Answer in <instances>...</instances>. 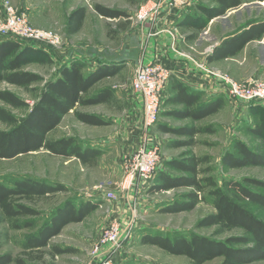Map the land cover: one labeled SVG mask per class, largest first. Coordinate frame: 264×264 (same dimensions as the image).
Here are the masks:
<instances>
[{"label": "trees", "instance_id": "trees-1", "mask_svg": "<svg viewBox=\"0 0 264 264\" xmlns=\"http://www.w3.org/2000/svg\"><path fill=\"white\" fill-rule=\"evenodd\" d=\"M247 0H210L212 5L199 2L195 4V13L186 14L177 25L187 22L194 32L188 37L195 38L209 20L222 16L230 8H236ZM264 1V0H258ZM94 10L105 17L126 16L125 12L94 4ZM85 7L79 6L67 16L66 33L77 32L85 16ZM264 33V20L251 18L239 25L234 32L228 34L220 45L213 48L207 56L211 61L215 54L235 55L245 43L251 39H259ZM49 50L33 48L27 42L19 39L0 36V82L20 87H27L34 82L42 81V77L31 71L22 69L31 60H41L40 55ZM84 62L70 60L63 62L55 74L43 80L38 89L34 103H28L8 90H0V100L15 107H28L20 118L7 110L0 108V121L9 127L0 129V158L9 159L18 155L44 149L49 153L64 157H75L81 163L94 164L100 151L91 146H84L82 141L73 136H62L49 139L48 134L61 122L64 115L73 111L79 121L90 125H107L109 122L95 114L78 111V106L94 105L110 100L112 91L103 88L90 94L89 90L98 81L114 75L119 67L101 64L88 74L83 73ZM171 95L166 104L179 107L164 111V115L175 119H190L191 123L182 126L158 124L161 133H170L178 138L169 140L167 148H187L178 157L164 161V167L178 171L171 174L164 170L155 173L148 193H160L177 188L188 190L179 196L157 205L161 213H179L191 211L202 201L211 198L213 212H210L195 223L196 228L215 226V233L232 229H242L243 234L231 235L224 239L190 232L188 234L174 233L164 235L161 232L144 233L140 243L154 245L171 255L185 256L186 264H203L208 260L221 257L217 264H246L264 259V220L258 217L251 205L264 208V194L250 188L249 185L263 187L264 182L256 179L225 180L219 185L209 174L210 157L196 155L192 147L198 142L196 136L202 133H213L212 125L199 126L194 124L224 106L223 96H216L203 103H197L199 96L190 91L180 80L170 79ZM253 115L258 118L248 131L264 138V105L248 102ZM223 169L241 168L250 165L264 166V151H255L242 140L235 138L219 159ZM206 165V166H204ZM62 183L49 182L41 178L29 176L12 177L7 182L0 181V224L7 222L10 229H31L20 242L21 252L17 256L10 253L0 255V264H36L34 259H41L43 249L50 246V239L60 233L62 228L71 222H81L90 212L94 211L99 202L83 200L75 202L66 199L61 202L40 224L27 217H37L40 212L30 203L40 197L60 191H67ZM51 256L74 252L70 246L61 247L58 244L50 246ZM39 256H32L33 253ZM143 264V263H137Z\"/></svg>", "mask_w": 264, "mask_h": 264}, {"label": "rangeland", "instance_id": "rangeland-1", "mask_svg": "<svg viewBox=\"0 0 264 264\" xmlns=\"http://www.w3.org/2000/svg\"><path fill=\"white\" fill-rule=\"evenodd\" d=\"M10 1L15 7L27 12L32 26L53 31L61 39L60 46L57 50L47 51L48 55L45 53L44 55L41 54L39 57L41 60H31L22 68L39 74L43 80H47L55 74L56 69L61 62H63V58L65 59L68 57L66 54H72L73 52L82 56L88 54L87 51H89L91 42H88L87 39H89L90 30H92L93 39L97 40L99 43L103 40L101 44L105 49H108L107 51L110 54L121 53L124 56H128V52L131 50L127 47L131 42L134 24L131 19L127 18L128 14H126L124 19L119 21H107L104 19L100 21V19H94L95 17H88L87 27H84L76 38H73L66 33L68 4L69 1L72 0ZM138 1L139 0H119L118 2L117 0L116 2L119 5L124 3L126 10L128 9L131 10V12H135L139 7ZM86 3L87 6L90 5L89 2ZM246 4H248L249 7L244 8V15L247 14L246 10H248V8L251 12L247 14V16H244V18L264 17V1L247 0ZM93 16H95V14ZM249 18L244 19L241 23ZM203 43L207 45L210 43V40L205 39ZM30 46L37 48L31 44ZM63 52L65 55L62 54ZM216 71L224 73L220 70ZM133 73L132 66L127 64L123 65L117 77L110 81V83L112 82L119 85V87L114 90L115 94L111 101L97 107V111H99L100 115L102 114L104 118L110 122L109 125L93 129L92 127L81 125L73 115H67L63 118L61 124L48 134L49 139L69 136L70 133L84 136L82 142L87 139L85 142L88 145L102 149V155L99 157L96 164L92 166L82 165L77 160L55 155L44 149L18 155L14 158H0V181L7 182L12 177L29 176L45 179L49 182L62 183L67 186V191L46 195L30 203L40 212V215L37 217H27L26 219H35L36 224H40L44 217L49 215L52 210L66 199H73L75 202L90 200L94 203L99 202L100 204V207L93 211L88 216L87 220L82 223H72L68 225V227L64 229L65 232L50 239V246L53 244H58L61 247L70 246L74 248V252L52 257L50 246H47L42 251L43 254L41 255V259H34L32 261L33 263L83 264L85 256H87L91 248V243L89 246L79 243L80 236L74 234H85L86 237H92V239L95 240L98 236L97 229L101 227V230H103L102 228H105L104 223L101 226L98 221H101V218L105 217V215H109L113 209H111L112 207L109 209L106 208L108 207L106 206L108 200L104 197L101 184L104 186L108 182L115 183L119 181L121 177V159L124 158L121 149L123 139L120 136L126 118L137 115L138 112L136 107L135 109L131 107V101L135 99L130 90ZM249 77L262 78L259 75ZM43 80L34 82L27 87L0 82V90H8L14 93L31 106L37 97L38 89L42 86ZM0 108L7 110L17 118L22 117L28 110V107L15 108L2 100H0ZM172 108H176V106L166 104L165 102L162 103L158 122L152 132L163 144L162 159L158 164L157 172L164 170L175 175L180 172L169 170L164 167V161L168 158L178 157L187 148L179 147L166 149V143L178 137L170 133H161L157 130V127L160 123H166L171 126H182L191 123V120H179L164 115V111ZM257 119L256 115L250 112L248 103L231 99V102L228 100L225 101V105L219 112L194 122V124L199 126L212 125L215 129L214 133L198 134L196 136L198 142L192 147V150L198 156L207 155L210 157L208 165L211 170L209 174L214 177L219 185H221L223 181L229 179L243 182L244 179L249 178L264 182V166L250 165L241 168L223 169L219 163L222 153L229 148L230 143L235 138L242 140L255 151H264V138L249 132L247 129L249 126L253 127ZM8 127L7 124L0 121L1 130H6ZM249 186L253 190L264 194L263 187ZM187 190V188H177L152 194L148 193L147 188H144L135 189L132 194H130L131 200L133 201L132 205L136 210V215L134 217L130 215L123 221L124 223L127 222V224L125 223L126 226L125 224L124 226L128 233V236L124 239L123 248L132 258L129 259V262L134 261L143 264H181L187 263L188 261L185 256L177 257L176 255L166 253L164 250L154 245L141 244L140 237L143 233L161 232L164 235H172L174 233L188 234L190 232H195L217 239L243 234V230L239 228L222 233H215L217 228L215 226L195 227V223L198 219L213 212L211 198L209 197L206 201L198 203L191 211L179 213H161L159 211L157 208L159 203L169 201ZM118 195L119 192L116 193V196ZM251 208L258 217L264 220V208L257 205H251ZM31 231V229H10L7 222L1 223L0 255L10 253L12 256H17L20 254V242L23 236ZM37 254L38 253L35 252L32 256H39ZM220 260L221 257H217L203 264H217ZM246 264H264V259Z\"/></svg>", "mask_w": 264, "mask_h": 264}, {"label": "crops", "instance_id": "crops-1", "mask_svg": "<svg viewBox=\"0 0 264 264\" xmlns=\"http://www.w3.org/2000/svg\"><path fill=\"white\" fill-rule=\"evenodd\" d=\"M116 1L117 0H72L69 1L68 4L67 16L72 10H74L79 6L86 7L85 16L82 21V25L80 29L73 34H68L70 37L73 38H76L84 27H87L88 25L87 22L89 19L88 17L92 16L95 17L94 19H100V21H102L103 19L107 21H119L121 19H124L125 17V16H120V17L110 18V17L102 16L94 10L93 7L94 4H99L106 8L123 11L125 12V14H128L127 18L131 19L134 24L131 42L127 47L131 49L128 52V56H124L121 53L110 54L107 51L108 49H105L101 44V42L103 43V40H101V42L99 43L97 40L93 39L92 30H90L88 36L89 39H87L88 42H91L89 46V51H87L88 54H84V56H82V55H78L76 52H73L72 54H66V56H68L67 58L65 59L63 58L62 60L63 62H67L70 60H80L84 62L85 67L83 69V73L85 75L91 72L92 70H94L96 67H98L101 64L116 65V67L120 68L114 75L104 77L103 79L98 81L95 85H93L89 90L90 94L96 93L97 91L103 88H109L112 91V96L109 100L111 101L113 95L115 94L114 90H116L119 87V85L112 82L110 83V81L115 77H117V75L121 72L123 65L127 64L129 66H132L134 71L136 66L141 62L146 63L152 60H156L162 63L163 65L167 66L171 71V75L164 92L163 102H165V100L171 95L169 83L172 77L180 80L183 84H185V86H187V88L190 91H194L198 94L199 99L197 100V103H203L216 96H223L224 101L228 100L229 102H231V98L227 94L225 87L222 86L211 74L204 72V70L200 68V64H204L211 70H215V71L220 70L228 74L231 78L235 80L236 79L242 80L249 76H257V75L264 78V33L259 39H251L247 41L245 45L242 47V49H240L235 55H220L218 53L215 54V56L211 61H207V56L212 54L213 48L220 45V43L224 40V38H226L228 34L234 32L235 29L242 24L241 22L244 19L249 18V17L244 18V16H247V14H250L251 12L249 11L248 8V10H246L247 14L244 15V11H243L244 8L249 7V5L246 4V2L242 3L236 8L228 9L225 12V14L222 16L212 18L211 20L208 21L207 26L202 31L198 32L195 38L190 39L188 36L194 32L193 27L190 26L187 22L182 23L181 25L180 24L177 25V23L180 21V19H182L184 15L192 14L196 12L194 8L195 4L202 2L212 5L213 3L210 2V0H188V3L185 5L183 9L175 10V9L164 8L163 10H161V12L159 13L156 19L154 18L144 21H137L135 19V14L136 11H138V9L140 8V6L149 0H139L138 1L139 7L136 9L135 12H131V10L128 9L126 10L124 3H122V5H119ZM86 2H89L90 5L87 6ZM94 14L95 16H93ZM257 18L264 20V17H257ZM205 39L210 40V43L204 45L203 41ZM62 54L65 55L64 52ZM131 94L135 98L131 101L132 104L131 107L133 109H135L136 107L138 112L137 115H134L132 117L129 116L125 120L126 122L120 136L123 139L122 141L123 145H121L123 156H126L132 150H134V148L138 144L139 136H140V121H141V106H142L141 98L139 95L135 94L132 90H131ZM109 101L94 105L78 106L76 109L80 112L98 115L103 119H105L106 121H108L106 118H104L102 114L100 115L99 111H97V107L105 105ZM175 106L179 107L178 105ZM220 110L221 109H219L217 112H219ZM67 115H73V111H70L68 114L64 115V117ZM205 118L206 117L202 119ZM76 120L81 125L89 126L92 127L93 129L97 127H105L110 123L108 121L109 123L107 125L97 126V125H90L83 123L78 119ZM60 124L61 122L59 123V125ZM69 136H73L80 141L84 140V136H81L80 134L70 133ZM85 141H87V139H85ZM157 141L162 150V145H163L162 141L160 139L159 140L157 139ZM84 142H82L84 146H91L88 145L86 142L85 143ZM94 148L100 151V155L94 162V164H96L98 162L99 157L102 155V149L99 147H94ZM70 158L72 160L79 161L75 157H70ZM79 163L86 166L93 165V164L91 165L84 164L81 163L80 161ZM122 166H123V158L121 159V170H120L121 177H122ZM133 191L134 190H131L127 193L117 191V193L119 192V195L116 196L115 199L107 201L106 206L108 207L106 208L109 209L110 207H112L111 209L113 210H111V213L109 215L107 216L105 215V217H102L101 221H98L99 224H101V226L103 225V223L104 226H106L111 220L114 219L118 220L122 226H124L125 223L127 224V222L124 223L123 221L130 216V208L132 207V202H133L131 200L130 194H132ZM98 207H100V204L98 205ZM92 212H90L81 222H71L66 224L62 228L60 233L57 234L56 236H59L61 235V233L65 232L64 229L67 228L68 225L72 223L84 222L85 220L88 219V216ZM97 231H98L97 235L99 236V234L102 231L101 227L98 228ZM74 235L80 236L79 243H82L85 246L86 245L89 246V244L90 243L92 244V242L94 241L92 237L90 238L86 237L85 234L76 233ZM56 256L58 257L59 255ZM176 256L182 257L181 255H176ZM129 259H132L131 256L128 255V252L125 251V249L123 248L121 255L116 261V264H137L134 261L129 262ZM83 264H94V261L89 255V252L87 256H85V260L83 261ZM181 264H186V263H181Z\"/></svg>", "mask_w": 264, "mask_h": 264}, {"label": "built area", "instance_id": "built-area-1", "mask_svg": "<svg viewBox=\"0 0 264 264\" xmlns=\"http://www.w3.org/2000/svg\"><path fill=\"white\" fill-rule=\"evenodd\" d=\"M187 3L188 0H149L140 6L135 19H156L164 8L180 10ZM0 36L19 39L49 51L57 50L61 43L60 37L53 31L32 26L27 12L15 7L10 0H0ZM200 68L224 86L231 99L264 105V79L248 77L237 81L204 64H200ZM170 75V69L156 60L141 62L136 66L130 85L131 90L140 96L142 103L139 141L134 150L124 156L119 181L108 182L104 186L101 184L107 200L115 199L117 191L127 193L148 188L152 184L162 159V150L152 130L158 122ZM130 215H136L133 205ZM127 236L126 227H122L116 219L111 220L91 244L89 255L94 264H116Z\"/></svg>", "mask_w": 264, "mask_h": 264}]
</instances>
